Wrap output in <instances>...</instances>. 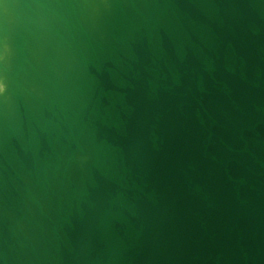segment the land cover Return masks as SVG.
I'll return each instance as SVG.
<instances>
[{"label":"water","instance_id":"obj_1","mask_svg":"<svg viewBox=\"0 0 264 264\" xmlns=\"http://www.w3.org/2000/svg\"><path fill=\"white\" fill-rule=\"evenodd\" d=\"M2 3L0 264H264V0Z\"/></svg>","mask_w":264,"mask_h":264},{"label":"clouds","instance_id":"obj_2","mask_svg":"<svg viewBox=\"0 0 264 264\" xmlns=\"http://www.w3.org/2000/svg\"><path fill=\"white\" fill-rule=\"evenodd\" d=\"M2 2V0H0ZM5 9L7 8V5H4ZM5 51H7V46L5 45ZM2 59V57H0ZM8 84L7 80L3 79V82H0V97H5L8 94Z\"/></svg>","mask_w":264,"mask_h":264},{"label":"snow or ice","instance_id":"obj_3","mask_svg":"<svg viewBox=\"0 0 264 264\" xmlns=\"http://www.w3.org/2000/svg\"><path fill=\"white\" fill-rule=\"evenodd\" d=\"M3 3L2 2H0V5H2ZM0 82H3V79H0ZM0 98H2V97H0Z\"/></svg>","mask_w":264,"mask_h":264}]
</instances>
